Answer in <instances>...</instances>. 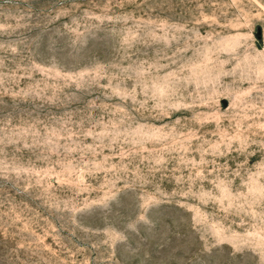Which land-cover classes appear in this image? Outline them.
<instances>
[{
    "label": "rangeland",
    "instance_id": "1",
    "mask_svg": "<svg viewBox=\"0 0 264 264\" xmlns=\"http://www.w3.org/2000/svg\"><path fill=\"white\" fill-rule=\"evenodd\" d=\"M0 264H264V0H0Z\"/></svg>",
    "mask_w": 264,
    "mask_h": 264
}]
</instances>
